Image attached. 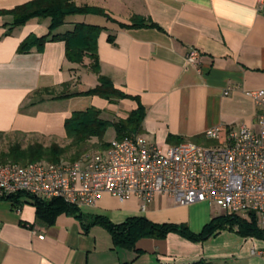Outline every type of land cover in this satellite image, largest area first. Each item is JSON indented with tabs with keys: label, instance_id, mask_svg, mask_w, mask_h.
I'll return each instance as SVG.
<instances>
[{
	"label": "crops",
	"instance_id": "0c3cea01",
	"mask_svg": "<svg viewBox=\"0 0 264 264\" xmlns=\"http://www.w3.org/2000/svg\"><path fill=\"white\" fill-rule=\"evenodd\" d=\"M30 1L0 0V12ZM69 1L105 15L67 16L55 33L75 24L103 28L96 41L99 75L143 107L138 136L164 149L213 128L221 134L241 126L256 130L259 108L251 93L264 90V0ZM11 23L9 15H0V134L65 139L64 122L73 112L93 108L101 119L116 122L136 109L128 99L109 103L71 96L97 85L88 59L67 62L62 42L46 43L39 53L18 54L29 35H47L49 19H31L14 28ZM133 23L153 26L120 27ZM189 49L199 53L194 64L186 61ZM46 89L49 93H42ZM169 136L178 140L168 143ZM112 140L114 129L111 139L101 141ZM142 206L134 196L119 201L103 193L92 207L77 208L80 220L60 214L46 224L31 204L14 207L0 200V264H264V241L234 233L221 232L203 243L168 234L162 240L140 239L127 250L113 248L108 232L91 225L96 217L113 225L144 218L157 225H183L197 234L219 216L217 207H183L164 195Z\"/></svg>",
	"mask_w": 264,
	"mask_h": 264
},
{
	"label": "built area",
	"instance_id": "2783aa9c",
	"mask_svg": "<svg viewBox=\"0 0 264 264\" xmlns=\"http://www.w3.org/2000/svg\"><path fill=\"white\" fill-rule=\"evenodd\" d=\"M198 58L189 49L186 61ZM251 95L259 108L255 131L241 126L221 134L213 128L204 134L215 144L210 148L185 142L162 149L136 135L74 161L0 165V196L59 199L79 209L105 193L119 201L134 196L143 210L155 195H164L183 207L206 203L228 215H253L264 231V90Z\"/></svg>",
	"mask_w": 264,
	"mask_h": 264
},
{
	"label": "trees",
	"instance_id": "16d2710c",
	"mask_svg": "<svg viewBox=\"0 0 264 264\" xmlns=\"http://www.w3.org/2000/svg\"><path fill=\"white\" fill-rule=\"evenodd\" d=\"M83 14L105 15L102 10L77 7L69 0H32L10 11L0 12V15H9L12 18L11 28L23 26L31 19H49L47 35L39 38L29 35L19 44L17 48L18 54H27L31 50L39 53L46 43L62 42L64 44V54L67 62L71 64H82L84 59H88V69L97 75V85L94 88L71 96L98 97L109 103L128 99L136 102V109L131 111L125 120H118L116 122H108L101 119L100 111L93 108L73 112L64 122L65 138L70 141L68 146L60 147L57 144H51L48 147H43L40 144L34 143L23 149L18 143H12L7 147L6 151L0 152V165H26L39 161L54 164L58 163L70 148L76 149L74 157H78L82 147L88 141L91 139L101 141L105 132L110 127L114 129L116 140L136 136L141 133L144 110L137 98L123 94L113 87L109 79L99 75L96 41L103 28L93 25L75 24L68 32L63 34L55 33V30L64 25L67 16ZM141 26L153 25H144L143 23L120 25L121 28ZM108 40L110 41V38ZM64 86L67 87L68 84ZM42 93L48 94L49 90H43ZM71 96L63 95L60 98ZM2 135L5 134H0V136ZM177 140V138L170 136L167 138L168 143ZM191 142L195 145L203 142L206 145L209 144L204 136L194 138ZM107 145L104 144V148ZM0 200L8 201L14 207L21 205L22 202L31 204L35 208L36 218L46 224H52L54 219L60 214L70 215L78 220L81 219L77 208L69 206L59 199L43 202L30 198L27 195L18 194L7 198L0 196ZM91 225H98L108 232L113 248L127 250H132L136 241L140 239L162 240L168 234H176L192 243L206 242L221 232L234 233L241 239L264 241V231L258 229L256 219L253 215H250L248 218L228 214L213 217L197 234L191 233L183 225H157L150 223L144 218H132L120 225H113L104 218L96 217L93 219ZM193 264L207 263L198 261Z\"/></svg>",
	"mask_w": 264,
	"mask_h": 264
},
{
	"label": "rangeland",
	"instance_id": "374dc122",
	"mask_svg": "<svg viewBox=\"0 0 264 264\" xmlns=\"http://www.w3.org/2000/svg\"><path fill=\"white\" fill-rule=\"evenodd\" d=\"M78 77V76H77ZM63 105H61L62 107ZM66 106V105H65ZM60 107V108H61ZM67 107V106H66ZM76 111V110H73ZM113 137V128H108L107 131L105 132L104 136L102 137V140L107 141L109 139H111ZM113 141V140H112ZM209 144L206 145L203 143H199L198 145L202 148H210L212 147L214 144V142H210L208 141ZM12 143H18L21 148H26L28 145L37 143L42 145L43 147H48L51 144H57L60 147H66L69 145L70 141L59 137H50V138H43L42 136H30V135H25V134H17V133H9L6 135H2L0 136V152H4L6 151L7 147L12 144ZM104 144H106L103 141H98V140H93L91 139L90 141H88L83 147L82 150L80 152V155L78 157H74L75 153H76V149L75 148H70L68 149V151L61 157L60 161H74L77 158H79L81 155L83 154H90V153H96V152H100L102 150H104ZM74 157V158H73ZM217 213L219 215H223L225 214V211L220 209V208H215ZM232 240H235L234 237H231ZM229 246H231L233 244L232 241H228ZM233 247H236L238 250H240V247L238 246V244H233ZM243 249H245V245H243Z\"/></svg>",
	"mask_w": 264,
	"mask_h": 264
}]
</instances>
